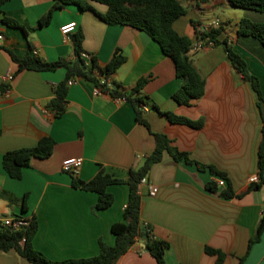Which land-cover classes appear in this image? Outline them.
Segmentation results:
<instances>
[{"label": "crops", "instance_id": "crops-1", "mask_svg": "<svg viewBox=\"0 0 264 264\" xmlns=\"http://www.w3.org/2000/svg\"><path fill=\"white\" fill-rule=\"evenodd\" d=\"M81 2L84 9L72 4L56 10L47 26H41L40 20L56 5L54 0H9L0 7V34L4 36L0 42V223L35 215L38 231L33 244L50 260L97 256L100 241L115 244L112 226L123 220L129 187L109 186L115 201L110 208L97 210L98 194L74 188L71 175L62 170L63 161L83 158L78 176L84 181L92 180L102 168L114 177L127 178L129 170L154 151L151 133L164 134L192 159L227 174L238 195L224 200L209 193L208 182L215 181L223 189L224 181L175 161L165 151L142 184L141 218L152 226L155 238L169 243L166 264H216L217 258L207 254L206 247L225 253L224 264H264V231L260 241L249 247L264 217V185L251 190L258 183H250V178H260L264 127L259 97L251 83L233 67L223 45L192 48L190 57L205 80V95L191 106L179 104L173 96L182 81L159 44L143 31L107 24L100 16L108 11L106 5ZM5 18L17 21L21 28L8 26ZM242 19L264 24V13L234 8L228 0H205L187 8L174 28L189 37L194 47L199 40L196 25L207 27L214 20L226 23L219 39L228 40L246 61L264 99V44L237 34ZM71 22L84 35L83 53L96 56L100 67L109 64L117 51L126 57L108 78L111 89L130 93L140 80H148L139 95L147 107L144 117L150 130L137 122L127 100L99 92L93 81L82 77L68 86L66 112L57 118L47 106L66 81L67 70L18 71L6 50L19 58L75 60L71 40L61 33V27ZM10 74L14 78L7 82ZM167 112L202 120L204 125L195 129L173 124L162 114ZM43 136L56 142L53 155L33 159L20 180L10 178L3 170L4 154L34 147ZM154 187L158 192L153 196ZM25 195L26 213L22 209ZM142 240L117 264H157ZM0 264L30 263L12 250L0 252Z\"/></svg>", "mask_w": 264, "mask_h": 264}, {"label": "trees", "instance_id": "trees-1", "mask_svg": "<svg viewBox=\"0 0 264 264\" xmlns=\"http://www.w3.org/2000/svg\"><path fill=\"white\" fill-rule=\"evenodd\" d=\"M9 0H0V7ZM56 5L40 20L41 26H47L53 19L54 12L68 5H78L84 9L81 0H54ZM89 1V0H85ZM104 4L108 11L101 18L109 25L129 26L147 33L161 47L163 53L173 60L176 68L177 78L182 83L173 98L182 105L191 106L201 100L205 95V80L201 77L194 61L190 57L192 40L180 35L174 28V24L181 17L186 15V9L178 0H90ZM234 8L252 10L264 13V0H228ZM87 9L94 10L88 6ZM4 23L10 27L21 28L17 21L5 18ZM226 23L220 28H207L197 26L198 39L202 41H212L216 46L223 45L227 53V58L234 68L242 75L243 79L251 83L253 89L259 97V108L264 121V99L260 90L257 77L252 75L247 67L246 61L234 52L228 40L221 41L220 35L226 28ZM237 34L239 36H252L259 39L264 44V24L255 23L248 19H242L238 25ZM84 35L79 30L71 38L76 59L73 61L59 60L49 62L39 57L30 55L19 58L14 52L6 50L14 63L19 67V72L30 70L37 72L56 71L60 68L67 70L66 81L61 83L55 96L48 104L47 109L55 113V117H61L67 108L68 81L73 77H82L93 81L103 91L108 92L115 99H125L134 108L137 122L150 130V125L144 117L142 106L145 101L140 97V92L147 83V79H142L130 93H126L116 88L109 90L106 85H101L96 79L95 70L98 69L109 78L126 62V57L117 51L112 60L105 67H100L98 58L92 56L91 63L87 64L81 57L83 53ZM80 60L87 67L84 71L77 61ZM90 72V73H89ZM158 109V108H156ZM173 124L186 125L191 128L201 129L204 125L202 120L194 121L185 117L177 116L174 113H162ZM156 142L154 151L144 160L141 165L131 168L127 178H117L107 173L103 168L90 181L82 180L78 175L71 174L72 186L76 189L94 192L98 194L97 210L110 208L115 197L108 191L112 185H127L129 187L128 202L124 210L123 220L113 224L112 233L115 236V244L109 246L100 241V252L97 256L86 259H68L63 261H53L38 251L33 244V239L38 231V221L36 216L17 218L27 222L21 228H14L13 225L0 226V252L9 253L14 250L21 258L26 259L30 264H117L129 250L145 236L146 246L149 254L156 260L157 264H166L165 256L169 248V243L154 236L153 228L145 223L141 218L143 181L149 179L151 169L161 162L163 153L167 151L175 161H184L188 165L195 166L200 172H209L214 177L220 178L225 183V188L221 189L215 181H210L206 185L209 193L217 195L224 200L237 198L231 181L227 174L214 166L200 163L191 158L188 153L180 151L172 145V141L164 134L151 133ZM56 142L50 136H43L38 144L30 148L9 151L4 154L2 166L5 173L12 179L20 180L23 171L31 166L33 159H49L54 152ZM260 182L251 187V190L258 189L264 185V127L262 142L259 149ZM27 197L22 198L23 212L28 211ZM11 200L12 197L10 196ZM264 231V217L261 219L255 237L250 240L249 247L258 243ZM207 254L217 258L216 264H224L226 254L220 250L206 247Z\"/></svg>", "mask_w": 264, "mask_h": 264}, {"label": "built area", "instance_id": "built-area-1", "mask_svg": "<svg viewBox=\"0 0 264 264\" xmlns=\"http://www.w3.org/2000/svg\"><path fill=\"white\" fill-rule=\"evenodd\" d=\"M181 5L187 9L190 8L191 6H196L200 3H202L205 0H178ZM223 25V23H221L219 20H214L212 21L207 28H220ZM77 32V23L76 22H71L68 24H65L61 27V33L64 37L65 40H71L72 36ZM4 39L3 34H0V42H2ZM230 43V42H229ZM216 46L214 42L212 41H202V40H198V42L196 43V45L193 47L191 46V49L194 48L196 49H203V48H207V47H214ZM81 57L86 61L87 64L91 63V58L92 56L86 54V53H82ZM95 74H96V79L98 80V83L101 85H106L107 88L109 90H113L111 89V87L108 84V78H106L101 72L100 70L96 69L95 70ZM13 75H8L6 77V81L7 82H11L13 80ZM75 79L76 77H73L72 79H70L68 81V86H72L75 84ZM99 92L103 91L101 87L97 86ZM142 109L145 111L147 109V107L145 105L142 106ZM84 163L83 158H69L63 161L62 163V170L65 173L68 174H75L78 175L80 169L82 168ZM260 182V178L258 176H254L252 178H250V183L254 184V183H259ZM146 181H143V184H145ZM158 189L156 187L152 188L151 191V195H155L157 194ZM27 224V222L20 220V219H16L14 221H10V222H5V223H0V226L3 225H13L14 228H21L22 226H25Z\"/></svg>", "mask_w": 264, "mask_h": 264}, {"label": "water", "instance_id": "water-1", "mask_svg": "<svg viewBox=\"0 0 264 264\" xmlns=\"http://www.w3.org/2000/svg\"><path fill=\"white\" fill-rule=\"evenodd\" d=\"M77 63L81 65V67H82V69H83L84 71H87V67L85 66V64H83L80 60H78ZM89 73H90V72H89ZM146 239H147V237L145 236V237L143 238V240H142V242H143V246H144L145 248H146V245H145L144 242L146 241Z\"/></svg>", "mask_w": 264, "mask_h": 264}, {"label": "rangeland", "instance_id": "rangeland-1", "mask_svg": "<svg viewBox=\"0 0 264 264\" xmlns=\"http://www.w3.org/2000/svg\"><path fill=\"white\" fill-rule=\"evenodd\" d=\"M220 13H222V12H220ZM220 16V14L218 13V14H216V16L215 17H219Z\"/></svg>", "mask_w": 264, "mask_h": 264}]
</instances>
